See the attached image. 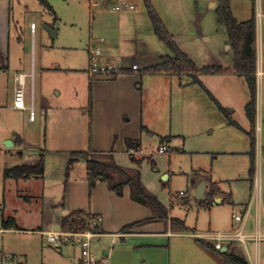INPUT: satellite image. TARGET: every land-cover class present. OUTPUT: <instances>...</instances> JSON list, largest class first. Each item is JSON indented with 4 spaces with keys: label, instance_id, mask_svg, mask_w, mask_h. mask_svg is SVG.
<instances>
[{
    "label": "rangeland",
    "instance_id": "1",
    "mask_svg": "<svg viewBox=\"0 0 264 264\" xmlns=\"http://www.w3.org/2000/svg\"><path fill=\"white\" fill-rule=\"evenodd\" d=\"M150 1L157 14L180 36L177 43L198 68L234 66L227 32L217 22L218 6L212 5L217 0ZM262 8L264 13V0L231 2L232 14L238 22H246L253 16L257 19L258 50V13ZM11 9L8 61L4 69L0 68V229L3 215L14 217L24 230H36L45 214L43 200L41 207L25 201L27 191L37 195L42 191L41 185L37 182L17 183L4 177L6 168L32 163L36 159L35 156L22 158L20 152L30 153L26 150L30 146L44 150L45 162L47 154L50 158L49 172L57 175L63 169L65 174L68 155L76 151L90 152L92 143L98 140L103 145L113 131L136 135L142 145V154L140 149H132L130 154L138 163L145 158L148 160L141 167L144 181L155 184L154 192L161 202H168L170 196L183 193L189 199L188 207L175 206L171 214L184 219L186 225L196 228L202 237L232 234L234 217H243L249 205L257 206L260 190L264 204V159L261 158L260 163L259 158V150L264 147V79L257 88V112L263 132L262 141H259L261 133L257 131L251 189V160L247 153L251 150V139L246 133L250 128L245 113L249 89L243 78L210 75L202 79L204 86L223 108L229 110L241 129L228 125L217 104L198 85L185 87L192 81L186 75L181 81L176 79L174 92H156L153 84L148 87L151 76H142L144 88L152 87L142 114L135 115V112L134 116L118 117L116 105L105 110L95 106L90 112V53L100 50L102 57L97 59L98 66L106 65L103 44L99 40H105L106 29L123 23L119 20L121 17L130 23L124 28H130V33L126 32L116 47L122 65H130L132 69L136 62L140 73H144L148 65H142L143 56L170 54L154 34L144 0H12ZM262 22L264 31V19ZM135 24L139 28L145 25L151 38L135 36L138 33ZM47 27L56 32L55 37L50 35ZM21 72L26 74L25 104L29 110L12 111L8 107L13 104V82L16 74ZM30 109L34 111L33 121ZM101 120L104 123L98 124ZM18 139L24 142L20 146ZM163 143L168 152L159 154ZM121 158L130 161L128 155ZM199 173L203 176L197 175ZM211 183H218L222 195L231 197V202L227 200L209 209L200 207L196 184L210 188ZM58 194V188L54 186L48 192V198L55 202ZM70 194L78 196L73 190ZM250 222L256 224V218L251 217ZM202 241L211 244L196 236L174 238L171 264H219L207 255ZM50 246L36 234L0 231V255L3 257L0 264H17L18 261L65 264L62 255H68L72 248H64L62 254ZM236 248L244 255L246 249L253 252L251 243H236Z\"/></svg>",
    "mask_w": 264,
    "mask_h": 264
},
{
    "label": "crops",
    "instance_id": "2",
    "mask_svg": "<svg viewBox=\"0 0 264 264\" xmlns=\"http://www.w3.org/2000/svg\"><path fill=\"white\" fill-rule=\"evenodd\" d=\"M11 4H12V0H0V68L1 69H4L6 67L5 65L6 62L8 61V58L6 59V57L8 56V52L10 49L11 28H12ZM212 5L213 7L219 6V0H217V2H215ZM261 7L262 6L260 2V8ZM131 10L134 11V9ZM262 10L263 8L260 9V12L258 13L260 50H258L257 47V64H258V60H261L264 63V31L262 27L263 24L262 19H264V13ZM136 12L137 11H135V14H137ZM161 19L165 24L166 28L168 29V31L170 32V34L175 38V40L178 39L180 36H178V34L172 28L171 24L168 23L165 20V18H161ZM119 20L123 21V23L121 24L118 23L115 26L113 25L114 27L106 29V32L103 35L105 40L104 41L99 40V42L103 44L102 48L104 49L103 52L105 55L104 61H107L106 64L121 67L122 71L120 73H111V74H93L92 72L89 73V77L91 78L90 88H91V100H92L90 105V112L91 111L93 112L95 106L105 110L106 107H109L110 105H116V110L119 113L118 117L120 116L125 118L127 114H131L134 116L135 112H137L135 113V115L143 113V109L145 108V102L147 99H149V92L152 91V87H155L156 92H158V90L163 92H171V91L174 92V90L176 89V79L179 78V81H181L183 76L178 77L176 75L170 74L169 72H165V71L154 72L150 70V68L159 65L165 57L173 56L168 48L167 49L169 50L170 53L169 55L165 54V55L143 56L142 65L145 67L148 65L145 68L144 73H140L141 70L133 71L130 65L127 66L122 65L123 62L121 61V58L118 56L117 53L118 49L116 47L119 46V43L122 41V39H124L126 32L127 34L130 33V28L127 30L124 29L125 27L130 25V23L129 21H127V19L125 22L124 21L125 19L124 18L122 19V17ZM123 24H125V26ZM135 25L137 27L136 32H138L136 33L135 36H137V34H140V37L142 39H145L147 36L148 39L151 38L150 31L147 30L145 25L142 28H139L137 24ZM257 25L258 24L256 23V46H258ZM177 44L180 50L186 54V52L179 45V42ZM92 46L94 47L93 44H91V47ZM228 48L232 49L230 43ZM186 55L190 58L189 54ZM90 57H91V53H90ZM135 63L136 62H134V64ZM123 67L125 68L123 69ZM228 68H232V67H228ZM146 74L150 75L152 78L151 84L148 85V87H150L153 84L151 88H147V87L144 88V85L142 84L143 83L142 76ZM19 75H25L26 78V74H24L23 72L16 74L14 78L13 92H12L13 104H11V106L8 107V109L12 111L29 110L28 108L26 110L17 109L14 106L15 88L18 85L16 78ZM228 75H234V74H228ZM228 75H223V76H228ZM206 76H210V75H201L200 80L202 81V79ZM262 81L258 83V85L262 84ZM193 85L195 84L188 82L185 85V87H191ZM249 99H250V95H249ZM105 113L104 116L106 115ZM92 122H94V120ZM102 123H104L102 120L98 122V124H102ZM261 123L262 122L261 119L259 118V112H258L256 140H257V131H258V134L259 132L261 133L260 136L258 135L259 141H262L263 129ZM249 128L250 131L251 130L250 122H249ZM129 141H133L134 145H136L137 141L140 142V140L134 134L130 136L128 134H120L119 131H113L106 139L105 142L106 146L105 143L101 145V142L97 140L96 142L91 144L92 149L88 153H94V152L112 153L114 161L117 165L126 168L138 169L141 174L142 184L149 192H151L153 195L156 196L154 192L156 187L155 184L153 182L150 183L145 182L141 173L142 165L147 163L148 160L146 161V158L144 157L145 159H143L140 163H138L134 159V156L130 154V150H132L133 148H130V146L128 145ZM162 146H166V145L163 143ZM139 149H140L139 151H141L140 154H142L141 142ZM250 152H247L249 156H250ZM259 153H260L259 158L261 163V158L264 159L263 146L259 150ZM71 154L67 156V166L72 158ZM123 155H128L130 161H126V159L123 160L121 158V156ZM48 159L50 160L47 154L46 162H45L46 163L45 174L43 178H32V179L19 180V181L14 180L17 183L37 182V185L39 186L41 185L42 191L41 192L39 191L37 195L35 194L31 195L27 191L25 201L28 204H34V205L37 204L40 207L42 200L44 201V205L46 204L47 207L45 206V214L43 213L44 216L42 218V223L40 224V226H38L36 230H24L19 226L17 220L14 217H5L3 215V220H7L11 218L15 219L18 225V229L1 228L0 229L1 232H11V233L27 232L30 234L32 233L41 236L42 239L45 241V239L43 238V233L62 231V220L65 217L73 214L75 211L83 210L88 214L100 215L103 217V223L102 226L100 227L101 235L94 239L93 249L98 257L107 258L110 264H171L172 263L171 242L174 238L182 237V235L186 237L196 236L199 239L209 240L212 245H215V242L213 240L206 238L209 236L204 235V237H202V235L197 231L196 228L188 227L184 219L172 216L171 212L173 211L175 206H179V207L181 205L184 206L182 204V200L187 201V203L189 204V199L186 198L185 195L180 193L179 196L177 197L170 196L168 202H161L158 199V196H156L157 199L160 201V203L168 210V218L164 220L145 223V224H136L132 228H129L127 231H124L123 229L126 226L141 222L152 216V212L148 207H145L131 199V192L129 187H126L124 189L122 196H118L115 192H112L109 189L108 184L106 182L90 181L88 178L87 163L84 160H80L74 164V167L70 172L69 176H67V166H66L65 174H63V169H61L60 171L61 173L59 172L57 175L55 174L56 175L55 176L49 172ZM199 171H203V170H199ZM197 175L203 176L200 173ZM200 176L199 178L201 179ZM252 181L253 180L251 179V189L253 187ZM55 183L57 184L55 185ZM61 184L64 185V188H62ZM54 186L58 188V193H59L58 194L59 198L58 200H55V202L52 199L48 198V192L51 191V189H53ZM197 187H198V193H197L198 197H200L199 192L200 190H202L203 195L205 196L206 199L209 188L208 187L204 188L202 186L199 187L196 184V188ZM72 190L74 193H77L78 196H74V194L71 195L70 193L72 192ZM257 194L260 197L257 200V206L255 208L254 207L252 208L251 205H249L246 208L245 214L242 217V222H237L234 217L232 224L233 233L242 230L244 234L248 236H253L257 232H260L264 236V230H263L264 228H262V217L264 214V206H263L264 204L261 199L262 190L258 191ZM227 200L231 202V197L226 198L221 194L214 198V200L212 201V205L223 204ZM202 201L198 200V204L200 207H203L201 206ZM184 207H188V206H184ZM251 217L252 219L254 217L256 218V222H255L256 224L250 222ZM190 230H194V231L190 232ZM231 243H233L232 244L233 250L235 248L238 250L237 252L240 251L242 253L241 250L236 248V243H240V242L225 241L222 243L221 251L223 250L222 252H226L228 250V246H230ZM248 243L253 244V252L251 254V252L248 249H246V255H244L245 253L243 255L248 260L249 264H264V240L261 242L259 246L256 245V243L252 240H248L245 244ZM68 247L72 248V250L75 251L72 250L69 251V254L72 253L70 257L69 254L62 255L63 259L66 260L64 261L65 264H79L81 260V253H80V248L78 246L69 244V245H64L57 249H59L60 252H62L63 254L64 248H68ZM204 249L207 255H209V257L213 261L221 264V262L213 254H211L206 248ZM9 257L10 260H14V257L11 256ZM10 264H14V262H11ZM17 264H25V263L23 261L22 262L18 261Z\"/></svg>",
    "mask_w": 264,
    "mask_h": 264
},
{
    "label": "trees",
    "instance_id": "3",
    "mask_svg": "<svg viewBox=\"0 0 264 264\" xmlns=\"http://www.w3.org/2000/svg\"><path fill=\"white\" fill-rule=\"evenodd\" d=\"M147 12L152 23L154 32L166 47L171 51L172 57H165L163 61L150 70L154 72L165 71L178 77L188 76L192 79L191 83L199 85L210 99L217 104L219 110L226 117L229 126L241 129L240 126L233 120L228 109L223 108L212 93L204 86L200 80L201 75H228L234 74L243 78L248 86L250 99L245 107L246 116L251 124V130L247 135L251 139V179L255 175V148H256V128H257V88L258 82L256 77L257 71V46H256V20L255 17L246 21L238 22L231 9L232 0H219L217 8V22L224 27L234 53V66L232 68H225L222 66H206L198 68L196 64L183 53L175 38L170 34L160 16L157 14L150 0H144ZM22 145L24 142L18 139ZM130 148L139 149L140 142L137 141L134 145L133 141H129ZM27 148V147H26ZM29 148V149H28ZM29 152H21L19 155L22 158L35 156L36 159L32 163H22L11 168H6L4 177L6 180H27L32 178H43L45 174V154L44 150L28 147ZM72 158L67 166V176L72 171L74 164L80 160L87 163L88 178L90 181H103L108 184L109 189L115 192L118 196H122L126 187L130 188L131 199L145 207H148L152 216L141 222L126 226L123 230L127 231L136 224H145L158 220L168 218V210L160 203L155 195L149 192L141 182V174L138 169L126 168L117 165L114 161L112 153H88V152H74L71 154ZM222 192L217 183H212L207 197L201 202V206L210 208L212 201L216 196L221 195ZM182 204L187 206L188 203L182 200ZM93 215L88 214L83 210L75 211L73 214L65 217L62 220V230L66 232H83L90 228V219ZM3 229H18L15 219H2ZM202 246L213 254L221 264H249L243 253L228 246L226 252L216 249L215 245L201 242Z\"/></svg>",
    "mask_w": 264,
    "mask_h": 264
},
{
    "label": "built area",
    "instance_id": "4",
    "mask_svg": "<svg viewBox=\"0 0 264 264\" xmlns=\"http://www.w3.org/2000/svg\"><path fill=\"white\" fill-rule=\"evenodd\" d=\"M93 6L96 7L97 4L93 3ZM133 9V7H130ZM32 29L34 30V26L32 25ZM101 41H104L101 39ZM101 51L95 50L91 53V72L93 74H111V73H120L122 71L121 67L108 65L98 66L97 59L101 57ZM133 71L140 70V66L136 63L132 65ZM257 82L260 83L264 77V63L261 60H258L257 71H256ZM18 83L15 88V98H14V106L17 109L26 110V92H25V75H19L16 78ZM30 119L34 120V111L31 109ZM168 152V148L166 146H162L159 149L160 154H165ZM183 194V193H181ZM90 219V228L83 232H45L43 233V238L45 241L55 247L60 248L64 245H76L80 248L81 260L79 264H110L107 258H100L97 256L96 252L93 249V241L95 238L101 235L100 227L103 223V217L100 215H94ZM237 222H242V217H235ZM215 242L216 249H222L223 242H240L245 244L248 240H252L256 243V245H260L264 240V236L257 232L253 236H248L244 234L242 230L234 232L230 235H216L206 237ZM0 259H3L2 255H0Z\"/></svg>",
    "mask_w": 264,
    "mask_h": 264
},
{
    "label": "water",
    "instance_id": "5",
    "mask_svg": "<svg viewBox=\"0 0 264 264\" xmlns=\"http://www.w3.org/2000/svg\"><path fill=\"white\" fill-rule=\"evenodd\" d=\"M47 30H48V32L50 33V35L52 37H55L56 36V32H54L52 29H50L49 27H47ZM9 144H12V142L9 141ZM199 195H200V197H198V200H200V201L205 200V196L203 195V191L202 190H200Z\"/></svg>",
    "mask_w": 264,
    "mask_h": 264
}]
</instances>
